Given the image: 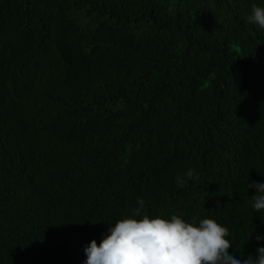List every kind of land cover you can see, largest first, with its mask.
<instances>
[{
	"label": "trees",
	"instance_id": "16d2710c",
	"mask_svg": "<svg viewBox=\"0 0 264 264\" xmlns=\"http://www.w3.org/2000/svg\"><path fill=\"white\" fill-rule=\"evenodd\" d=\"M264 0H0V264H82L132 214L264 246ZM199 181L178 188V173ZM249 196V197H248Z\"/></svg>",
	"mask_w": 264,
	"mask_h": 264
},
{
	"label": "clouds",
	"instance_id": "9594fccd",
	"mask_svg": "<svg viewBox=\"0 0 264 264\" xmlns=\"http://www.w3.org/2000/svg\"><path fill=\"white\" fill-rule=\"evenodd\" d=\"M247 22L264 29V7L253 3ZM193 168L178 173L175 183L185 188L190 181H199ZM254 189L249 197L254 211L264 210V182H247ZM138 207L132 214L107 224L100 243L91 240L83 249L82 264H264V246L255 249V256L237 258L229 252L233 248L228 228L215 219L182 215L150 216L144 211L145 201L137 197ZM257 241L264 235L257 234Z\"/></svg>",
	"mask_w": 264,
	"mask_h": 264
}]
</instances>
